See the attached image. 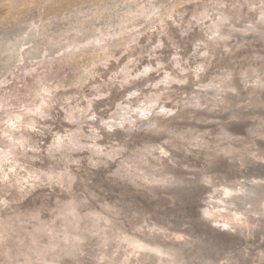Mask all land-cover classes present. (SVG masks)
Returning <instances> with one entry per match:
<instances>
[{"label": "rangeland", "instance_id": "obj_1", "mask_svg": "<svg viewBox=\"0 0 264 264\" xmlns=\"http://www.w3.org/2000/svg\"><path fill=\"white\" fill-rule=\"evenodd\" d=\"M0 264H264V0H0Z\"/></svg>", "mask_w": 264, "mask_h": 264}, {"label": "bare ground", "instance_id": "obj_2", "mask_svg": "<svg viewBox=\"0 0 264 264\" xmlns=\"http://www.w3.org/2000/svg\"><path fill=\"white\" fill-rule=\"evenodd\" d=\"M242 188H243V187H242ZM246 188H247V187H246ZM237 189H238V188H237ZM238 190H239V189H238ZM248 191H249V190H248ZM230 192H231V191H229L228 189H225V190H224V193L227 194V195H228ZM207 213H209L211 216L215 217V219H214L215 221H218V219H217L218 216H217L215 213H212L211 211H207ZM225 224H227V222H225Z\"/></svg>", "mask_w": 264, "mask_h": 264}, {"label": "clouds", "instance_id": "obj_3", "mask_svg": "<svg viewBox=\"0 0 264 264\" xmlns=\"http://www.w3.org/2000/svg\"><path fill=\"white\" fill-rule=\"evenodd\" d=\"M215 228H219V226L216 225V226H214V229H215ZM215 235H216V238H217V239H220V240L225 239V235H224L223 232H216Z\"/></svg>", "mask_w": 264, "mask_h": 264}, {"label": "snow or ice", "instance_id": "obj_4", "mask_svg": "<svg viewBox=\"0 0 264 264\" xmlns=\"http://www.w3.org/2000/svg\"><path fill=\"white\" fill-rule=\"evenodd\" d=\"M165 155H167V154L165 153ZM225 227H227V225H225Z\"/></svg>", "mask_w": 264, "mask_h": 264}]
</instances>
